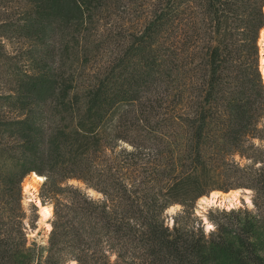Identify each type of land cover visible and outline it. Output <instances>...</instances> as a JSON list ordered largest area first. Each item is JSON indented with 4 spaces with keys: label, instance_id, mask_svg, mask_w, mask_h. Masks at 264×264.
Wrapping results in <instances>:
<instances>
[{
    "label": "trees",
    "instance_id": "1",
    "mask_svg": "<svg viewBox=\"0 0 264 264\" xmlns=\"http://www.w3.org/2000/svg\"><path fill=\"white\" fill-rule=\"evenodd\" d=\"M263 27L264 0H0V264H264Z\"/></svg>",
    "mask_w": 264,
    "mask_h": 264
},
{
    "label": "bare ground",
    "instance_id": "2",
    "mask_svg": "<svg viewBox=\"0 0 264 264\" xmlns=\"http://www.w3.org/2000/svg\"><path fill=\"white\" fill-rule=\"evenodd\" d=\"M264 28V27H263ZM260 39H259V45H261L262 49L264 50V29H262V31L260 32ZM260 71L262 74V78L264 81V57L263 55L260 57ZM28 179H31V181H29ZM43 177L41 176H35L34 174H30L29 176H27L26 178H24L23 182H22V189L24 193H28V194H32L34 190L36 189V184L40 183L43 181ZM27 189V190H26ZM245 192V194L242 196L246 202L247 205H251V199L249 197V193L250 191L245 189L243 190ZM239 193V195H237L235 197V199H233L231 193ZM241 190H230L226 193L224 192H220V191H212L210 192V194L208 196H203L199 199L200 203H203L204 205H208V206H221L224 208H231V207H235V203H237L239 201V196L240 195ZM36 205L40 208L39 212L40 214L44 217V218H51L52 215V208L49 205H43L40 202V199H36L35 200ZM174 207H171L170 209H172ZM49 218V219H50ZM204 224L206 227V230H209L211 227H209V223L206 222V220L204 219ZM44 228L48 229L50 227L49 223H44ZM74 264V263H73Z\"/></svg>",
    "mask_w": 264,
    "mask_h": 264
},
{
    "label": "rangeland",
    "instance_id": "3",
    "mask_svg": "<svg viewBox=\"0 0 264 264\" xmlns=\"http://www.w3.org/2000/svg\"><path fill=\"white\" fill-rule=\"evenodd\" d=\"M262 29H264V28H262ZM262 29L260 30V32L262 31ZM261 37V36H260ZM260 37H259V39H260ZM258 43H259V40H258ZM262 46L261 45H259V64H260V57L263 55V57H264V50L261 48ZM9 49H8V51H10V47H8ZM260 74H261V72H260ZM261 77H262V74H261ZM262 80H263V78H262ZM263 85H264V83H263ZM29 181H31V179H28ZM40 184H41V182L40 183H38V184H36V189L34 190V192H33V195L32 194H28V193H24L23 192V195H24V203L25 204H28L29 202H32L33 204H35L36 205V203H35V200L36 199H38V196H37V191H38V188H39V186H40ZM90 193H92L91 191H89ZM242 193H243V195L245 194V192L243 191V190H241V192H240V195L241 196H239V201L237 202V203H235V207H239V206H241L243 203L245 204V205H247L246 204V202H245V200L242 198ZM93 194V193H92ZM249 197H250V193H249ZM41 202V201H40ZM37 206V205H36ZM248 207H250L251 205H247ZM211 207H219V208H223V207H221V206H215V205H212V206H208V205H204L203 203H200L199 202V200L197 201V204H196V208H195V214L197 215V216H202L204 213H206V210L207 209H209V208H211ZM37 208H38V215H39V219H38V221H37V227H36V230L35 231H33V230H30V229H28V238H30V239H35L37 242H39L40 244H44L45 242H46V240H47V233H48V231L50 230V228H51V225H50V223H49V218H44L41 214H40V208L37 206ZM52 208V207H51ZM232 208V207H231ZM179 209V207L178 206H175L174 208H172V209H167L166 210V213L168 214V215H171V214H174L177 210ZM51 217H52V215H51ZM51 219V218H50ZM49 223V226L48 227H50V228H48V229H46V228H44V223ZM169 223H170V225L172 224V222L169 220ZM205 228V227H204ZM205 230H206V228H205ZM206 231H208V230H206ZM73 264V263H72Z\"/></svg>",
    "mask_w": 264,
    "mask_h": 264
},
{
    "label": "clouds",
    "instance_id": "4",
    "mask_svg": "<svg viewBox=\"0 0 264 264\" xmlns=\"http://www.w3.org/2000/svg\"><path fill=\"white\" fill-rule=\"evenodd\" d=\"M231 195H232V197H233V199H235V197L237 196V193H231Z\"/></svg>",
    "mask_w": 264,
    "mask_h": 264
},
{
    "label": "water",
    "instance_id": "5",
    "mask_svg": "<svg viewBox=\"0 0 264 264\" xmlns=\"http://www.w3.org/2000/svg\"><path fill=\"white\" fill-rule=\"evenodd\" d=\"M259 37H260V32H259ZM32 174H34L35 176H38V175H36L35 173H32ZM242 196H243V193H242ZM243 198V197H242ZM244 199V198H243Z\"/></svg>",
    "mask_w": 264,
    "mask_h": 264
},
{
    "label": "snow or ice",
    "instance_id": "6",
    "mask_svg": "<svg viewBox=\"0 0 264 264\" xmlns=\"http://www.w3.org/2000/svg\"><path fill=\"white\" fill-rule=\"evenodd\" d=\"M27 190V189H26ZM237 195H239V193H237ZM209 227H211V225H209Z\"/></svg>",
    "mask_w": 264,
    "mask_h": 264
}]
</instances>
